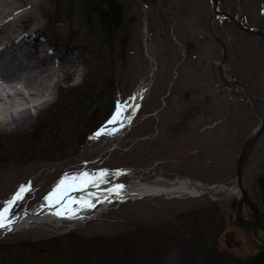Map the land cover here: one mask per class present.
<instances>
[{
  "label": "rangeland",
  "instance_id": "obj_1",
  "mask_svg": "<svg viewBox=\"0 0 264 264\" xmlns=\"http://www.w3.org/2000/svg\"><path fill=\"white\" fill-rule=\"evenodd\" d=\"M108 1L41 0L32 6L30 22L18 27L35 30L31 39L41 34L54 46L45 48L49 55L63 57L64 69L53 63L46 74V95L38 98L41 104L33 108L30 123L0 130V142L14 150L0 152V207L31 183V191L11 209L13 216L42 202L65 173L77 171L109 169L111 181H127L141 171L149 177L157 168L169 178L178 173L210 184L232 180L245 141L261 122L248 101L225 85L219 73L221 44L215 40L211 46L200 33L199 23L209 28L210 0H116L120 22L112 29L99 11L102 5L108 8ZM261 7L262 0H244L249 23L264 31ZM215 33L229 48L228 73L264 97V40L238 34L227 22L216 21ZM49 84L55 85L50 93ZM117 102L122 110L130 105L131 122L97 138L101 126L113 127L107 122ZM254 105L264 114V104ZM31 133L43 146L68 145L66 156L12 159ZM118 169L131 173L117 175ZM261 178L264 133L243 172L244 185L264 209ZM103 206L92 219L35 224L0 235V264H116L117 248L127 256L119 264H257L260 256L264 261V247L249 227L233 226V196L147 195ZM231 231L241 245L225 243ZM67 234L78 241L89 238L88 251L63 250ZM56 237L63 240L52 244L49 239Z\"/></svg>",
  "mask_w": 264,
  "mask_h": 264
},
{
  "label": "bare ground",
  "instance_id": "obj_2",
  "mask_svg": "<svg viewBox=\"0 0 264 264\" xmlns=\"http://www.w3.org/2000/svg\"><path fill=\"white\" fill-rule=\"evenodd\" d=\"M40 2L41 0H0V69L4 67L0 70V112L2 114L0 116V130L24 126L30 123L33 118V108H38L41 104L38 98H42L43 95H46L43 91L45 88L44 78L46 74H49L53 69L52 64L57 63L60 69H64L63 57L55 54L38 56L37 54L25 51L23 45L20 44L21 41L28 43L32 32L35 30L21 31L18 30V27L30 22L28 20L33 15V10L31 8L33 5L36 7ZM23 9L24 11L21 16H14ZM213 19L214 18H212V21ZM239 22L244 27H248L240 19ZM215 38L218 42L219 39L222 40L218 35H215ZM15 50H20L21 52L17 54ZM221 62H219V65ZM227 71L229 72L228 67ZM153 72L154 68L151 71V76L154 74ZM6 73L12 75V78H8L9 75ZM71 74L72 70H68V76H71ZM48 87L46 90L50 93V91L53 92L55 85L51 87V84H49ZM5 114L8 116H5ZM259 114L262 115L261 113ZM122 173L123 175L129 174L131 173V169H124ZM145 173L144 171L135 173L127 181L120 179H115L113 181L109 180V183H102L99 187H88V192L81 191L83 190L82 188H80L81 190H76L79 199L75 200L94 202L95 206L89 208L80 204L74 205L75 218L56 215L58 210L63 209L70 203L67 202L66 199L64 203L55 207H51L49 204L45 203H39L36 206L28 207L27 209L30 211H26V213H20L21 211H19L13 216V219L16 221V230L29 228L35 224H52L64 221L76 222L87 218L92 219L91 217L99 215L100 210H97V208L103 205H108L115 201L124 202L128 198H140V196L165 195L171 198L187 194L196 196L204 195L210 199L216 200L217 195L223 193L227 197H240L237 186L234 185L230 187V183L226 184L220 182V184H210L188 175L181 176L178 173L179 176L175 174V177L169 178L164 175V170L158 168L154 172L148 173L150 175L149 177H145ZM116 184H123L125 186L121 190L122 195L107 191ZM247 207L254 221H256L258 225H264V218L256 220L252 215L253 210L249 206ZM261 212L263 211L261 210ZM262 228L264 229V227ZM7 230L8 229H0V235L6 234L8 232ZM254 231L260 232L259 228H255ZM68 235L69 234L65 237ZM234 240H236V235L228 233L225 243L231 246L235 244ZM257 240L259 239L257 238ZM261 242L263 243L262 246H264V240ZM234 246H236V244ZM66 249H68V247L63 250Z\"/></svg>",
  "mask_w": 264,
  "mask_h": 264
},
{
  "label": "snow or ice",
  "instance_id": "obj_3",
  "mask_svg": "<svg viewBox=\"0 0 264 264\" xmlns=\"http://www.w3.org/2000/svg\"><path fill=\"white\" fill-rule=\"evenodd\" d=\"M136 98H130V101H134ZM122 102H117V107L115 109L114 115L107 122L113 125L111 129L106 126H101V128L96 133L97 138L101 133L114 135L117 131L115 125L124 126L126 123L131 122V112L129 111V104H123V110L121 107ZM137 105L131 104V110L135 111ZM124 170L118 169L117 175L121 174ZM110 174L109 169H99L95 172H89L87 170L77 171L74 173H65L63 179L56 185L55 189L45 197L49 202V206L55 207L64 203L66 197H68L70 191L76 188L87 189L88 187H99L102 183H109L108 176ZM125 186L123 184H116L113 188L108 189V192H113L118 195H122L121 190ZM26 191H31V183L28 182L25 185H21L18 190L5 201L4 206L0 207V229H12L15 226L16 221L13 219L14 213L11 209L17 204L18 201L24 199ZM80 204L86 207H94L95 203L87 200H75L74 198L70 203L63 209L58 210L56 215L61 217L75 218L74 205Z\"/></svg>",
  "mask_w": 264,
  "mask_h": 264
},
{
  "label": "water",
  "instance_id": "obj_4",
  "mask_svg": "<svg viewBox=\"0 0 264 264\" xmlns=\"http://www.w3.org/2000/svg\"><path fill=\"white\" fill-rule=\"evenodd\" d=\"M214 3V9H213V17L214 16H219V15H228L227 12L222 11L220 8V0H213ZM263 6H264V0H263ZM236 23L239 27L240 30L244 29L251 34L261 38L264 40V31L260 28H249V27H244L239 20H236ZM220 44L223 47V60L219 65V73L225 83V85L230 89L231 92L235 93L236 95L242 96L246 101L250 103L252 106L251 112L261 119L260 124L252 131V133L248 136V138L245 141V144L241 150V153L239 154L238 161H237V170H236V176L229 181H225L224 183L229 184L231 182H234V185L237 186L240 192V197H237V213H236V222L240 223V226H245V225H255V226H261L264 227V225H258L256 221H250L246 220L244 218V206L247 205L253 210V216L255 217L256 220H260L261 218H264V212H261L259 204L254 201L250 193L247 189V187L244 185L243 182V172L245 170V166L247 164V161L255 148V145L260 138V136L264 133V114L260 115L259 112L255 109L254 102H258L261 104H264V97L259 96L252 91H250L247 86L239 81H237L232 75H230L227 71L228 67V48L225 42L219 39ZM229 70V67H228ZM243 91V92H241ZM178 175V174H177ZM179 176V175H178ZM183 176V175H181ZM223 183V182H222ZM217 184V183H215ZM220 184V183H219ZM80 188H77L75 190L70 191L68 197H66L67 202H70L73 198L74 199H79V196L77 195L78 190ZM81 190V189H80ZM87 189H83L81 191L83 192H88ZM217 199V198H216ZM224 199V198H222ZM49 204V202L47 203ZM30 211L29 209H24L20 213ZM19 213V214H20ZM18 214V215H19ZM9 230H15V227Z\"/></svg>",
  "mask_w": 264,
  "mask_h": 264
},
{
  "label": "trees",
  "instance_id": "obj_5",
  "mask_svg": "<svg viewBox=\"0 0 264 264\" xmlns=\"http://www.w3.org/2000/svg\"><path fill=\"white\" fill-rule=\"evenodd\" d=\"M108 8H104L103 5L102 7H100V13L102 16V23L109 29H112L114 27H116L117 25H119L120 22V17H119V13L116 12L118 6L116 7V0H109L108 2ZM121 58H125L124 54L120 55ZM68 88V87H67ZM75 89V88H73ZM77 89V88H76ZM69 90V89H68ZM114 111V109H113ZM104 121V119H103ZM101 121V122H103ZM99 125H93L92 128L90 129L91 132H94L97 127ZM34 132H36V129L34 130ZM32 134V133H31ZM38 135L36 134H32L31 137H29V140H27L26 143H24L22 145V149L20 150H16L17 151V155L15 157V153L12 154L14 156L15 159L17 158L18 160H25L27 158H31V156L29 155H33V156H38V158H42V159H62L66 156V148L68 147V145H62L59 142L54 143L55 146H51V145H47V146H43V144L41 145L40 143L37 142ZM60 140V139H59ZM59 143V145L57 144ZM62 143V142H61ZM81 143H84V139L81 140ZM8 149V143L6 141H1L0 142V152L2 153H13L14 150H7ZM37 154V155H35ZM32 156V157H33ZM1 159L3 162L6 161L4 156H1ZM8 161V160H7ZM261 183L264 186V178L260 179ZM264 190V187H263ZM261 198L263 199L264 202V191H262L261 194ZM63 239H66V245L67 247H70V249H72L71 251H76L82 255H84L86 253V251H88L85 247V244L88 243L90 240H88L89 238H83L81 241H78L77 239L71 238L70 235H68L67 237H64ZM60 237H56L53 239H49L52 240V244H54V242L57 241H61L63 240ZM59 242H57L58 244ZM120 243V239L117 241V244ZM80 248V249H79ZM80 251V252H79ZM120 249L117 248V252L114 253V255H116V264H119L122 260H125V257L123 255V252L120 253ZM257 264H264V261L262 260V257H258L257 258Z\"/></svg>",
  "mask_w": 264,
  "mask_h": 264
},
{
  "label": "flooded vegetation",
  "instance_id": "obj_6",
  "mask_svg": "<svg viewBox=\"0 0 264 264\" xmlns=\"http://www.w3.org/2000/svg\"><path fill=\"white\" fill-rule=\"evenodd\" d=\"M210 1H211V4H212V12L210 14L209 22H208L209 28H205L202 23H199L198 25H199V28H200L201 35L204 37V39L207 40V42L211 46H213V42L215 40L217 41V39L215 38V35H217L215 33V23H216V21H218L220 23H223V22H227L228 24L231 23L232 25H234L235 29L238 31V34L239 33L241 34V33L245 32L247 34L253 35V34H251L250 32H248L246 30H243V29L240 30L238 25H237V23H236V21H235V19L236 20L240 19L246 26L253 28V26L249 23L252 20V17H251V15L246 13L245 10H244V0H220V8L222 9V11L227 12L228 15H223L222 14V15L214 16V17H213L214 3H213V0H210ZM261 8H262L261 20L264 22L263 0H262V7ZM212 18H214L213 21H212ZM255 28H257V27H255ZM228 50H229V48H228ZM261 210L264 212V209L262 207H261ZM244 218L246 220L253 221V217L251 216L250 210L246 211V213L244 212ZM233 226H235L237 228H240V229L244 228V227H249L251 232H253L252 235L256 237L255 241L258 238L259 240H258L257 243L259 244V246L264 247V246H262L263 243L261 242L262 240H264V229L261 226H255V225L253 226L251 224L250 225H245V226H240V223L236 222V219H235V221H233ZM255 228H259L260 232H255L254 231ZM231 234L234 235L235 234L234 231H232ZM234 242H235V244H238V246L241 245V242H239V241H234Z\"/></svg>",
  "mask_w": 264,
  "mask_h": 264
}]
</instances>
